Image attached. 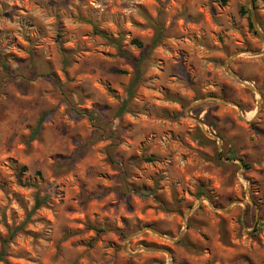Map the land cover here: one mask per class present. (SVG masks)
I'll list each match as a JSON object with an SVG mask.
<instances>
[{"label":"clouds","instance_id":"clouds-1","mask_svg":"<svg viewBox=\"0 0 264 264\" xmlns=\"http://www.w3.org/2000/svg\"><path fill=\"white\" fill-rule=\"evenodd\" d=\"M0 264H264V0H0Z\"/></svg>","mask_w":264,"mask_h":264}]
</instances>
